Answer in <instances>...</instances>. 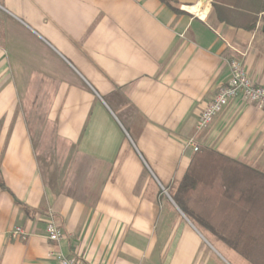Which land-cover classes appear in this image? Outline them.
<instances>
[{
    "label": "crops",
    "instance_id": "crops-1",
    "mask_svg": "<svg viewBox=\"0 0 264 264\" xmlns=\"http://www.w3.org/2000/svg\"><path fill=\"white\" fill-rule=\"evenodd\" d=\"M169 1L0 0V264H59L54 251L88 264H254L208 241L171 193L191 137L264 173L254 104L232 99L197 128L233 59L264 86V12L248 30L218 20L213 0ZM38 125L68 159L59 186L40 172ZM49 212L60 243L45 235Z\"/></svg>",
    "mask_w": 264,
    "mask_h": 264
},
{
    "label": "trees",
    "instance_id": "trees-1",
    "mask_svg": "<svg viewBox=\"0 0 264 264\" xmlns=\"http://www.w3.org/2000/svg\"><path fill=\"white\" fill-rule=\"evenodd\" d=\"M163 1L171 5L169 0ZM242 3L251 8L230 4L228 0H213L212 6L218 20L252 30L264 12V0ZM249 12L253 17L247 16ZM233 15L246 24L233 19ZM171 195L194 224L212 230L254 264H264V173L203 147ZM250 215L259 226L254 234L244 230L245 219Z\"/></svg>",
    "mask_w": 264,
    "mask_h": 264
},
{
    "label": "built area",
    "instance_id": "built-area-1",
    "mask_svg": "<svg viewBox=\"0 0 264 264\" xmlns=\"http://www.w3.org/2000/svg\"><path fill=\"white\" fill-rule=\"evenodd\" d=\"M230 73L229 80L221 85L216 96L209 101L202 111L197 125L199 130L209 127L216 116L235 98L254 104L258 109L264 111V86L256 84L252 80L241 60L233 59L230 61ZM186 146L191 147L194 152L199 150L194 137L186 142ZM44 230L46 237L52 242L60 243L65 238V234L54 220L52 212L48 213ZM11 234L14 238L27 239L30 233L23 227L16 226ZM51 255L56 258L59 264H88L82 257L66 255L62 251H54Z\"/></svg>",
    "mask_w": 264,
    "mask_h": 264
},
{
    "label": "rangeland",
    "instance_id": "rangeland-1",
    "mask_svg": "<svg viewBox=\"0 0 264 264\" xmlns=\"http://www.w3.org/2000/svg\"><path fill=\"white\" fill-rule=\"evenodd\" d=\"M228 2L230 4H239V6H243L245 8H251L249 4L242 3L241 1L239 2V0H228ZM253 10L255 11V8H253ZM252 14L249 12L247 16L253 17ZM232 18L237 21H240V23L242 22L246 24V21L245 22L241 21V19L238 18V16L233 15ZM34 116L37 117L38 114L34 113ZM33 131H34V138H37L38 135L43 134V133H44V136L47 135L49 138V140H46L40 145H38L39 142L35 141L36 151L39 152L38 162H39L40 172L42 173L46 184L54 186V187L56 185L59 186L58 184H60L61 182L67 179L68 159L62 156L60 157L57 150L54 149V143H53V140H51L52 137L50 135L51 129L48 125L47 126L46 125L45 126L44 125L34 126ZM258 228H259L258 224H256L255 221H252L251 225H249V229L247 230V232L250 234H254L258 231ZM203 231L204 233L208 235L206 239H208V241H210L211 243H214L215 245L231 247L225 241L220 239L216 233L213 234L214 232L212 230L204 228Z\"/></svg>",
    "mask_w": 264,
    "mask_h": 264
},
{
    "label": "bare ground",
    "instance_id": "bare-ground-1",
    "mask_svg": "<svg viewBox=\"0 0 264 264\" xmlns=\"http://www.w3.org/2000/svg\"><path fill=\"white\" fill-rule=\"evenodd\" d=\"M202 10V9H201ZM196 12H199L200 13V9L199 7L196 6Z\"/></svg>",
    "mask_w": 264,
    "mask_h": 264
}]
</instances>
